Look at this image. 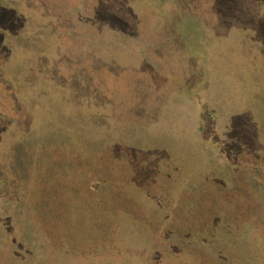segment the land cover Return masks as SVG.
I'll return each instance as SVG.
<instances>
[{
  "label": "rangeland",
  "instance_id": "rangeland-1",
  "mask_svg": "<svg viewBox=\"0 0 264 264\" xmlns=\"http://www.w3.org/2000/svg\"><path fill=\"white\" fill-rule=\"evenodd\" d=\"M216 246L264 264V0H0V264Z\"/></svg>",
  "mask_w": 264,
  "mask_h": 264
},
{
  "label": "trees",
  "instance_id": "trees-1",
  "mask_svg": "<svg viewBox=\"0 0 264 264\" xmlns=\"http://www.w3.org/2000/svg\"><path fill=\"white\" fill-rule=\"evenodd\" d=\"M234 224L228 223L225 219H220V216H217V218L212 219L208 223L211 225H206V230L204 231H210V235L208 237H212L213 233H211L213 230H219V243L221 242L222 245L228 244V241L231 239L236 238V235L234 233L235 228L236 230H240L239 232H242V224L240 223V218H237V220H233ZM225 222H227L225 225H223ZM244 224V223H243ZM241 225V226H240ZM231 238V239H230ZM231 245V244H228ZM224 250V248H222ZM222 249H220L218 246L214 247L212 251L204 250V256L206 257L205 263L197 262V264H229L231 260L229 259H224L225 254L222 253ZM215 251V252H214ZM235 263V262H233Z\"/></svg>",
  "mask_w": 264,
  "mask_h": 264
}]
</instances>
